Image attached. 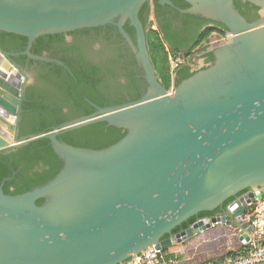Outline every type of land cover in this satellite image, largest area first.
<instances>
[{"label":"water","instance_id":"water-1","mask_svg":"<svg viewBox=\"0 0 264 264\" xmlns=\"http://www.w3.org/2000/svg\"><path fill=\"white\" fill-rule=\"evenodd\" d=\"M178 1L188 4L180 14L222 25L229 39L168 93L138 17L152 0H0V32L27 39L22 53L0 48V155L48 140L62 163L52 179L23 194L6 195L0 184V264H126L219 226L240 229V244L249 243L245 204L264 198V0H239L258 8L253 22L236 9L238 0ZM157 4L173 7L172 0ZM107 26L135 56L146 83L141 98L19 138L29 79L14 57L50 61L31 54L37 38ZM96 123L126 134L101 150L58 139ZM246 189L250 194L222 215L172 233Z\"/></svg>","mask_w":264,"mask_h":264},{"label":"trees","instance_id":"trees-1","mask_svg":"<svg viewBox=\"0 0 264 264\" xmlns=\"http://www.w3.org/2000/svg\"><path fill=\"white\" fill-rule=\"evenodd\" d=\"M153 2L155 6L153 9L154 21H150L149 19V4L142 6L138 17L145 29L151 62L160 78L162 87L169 90V88L178 86L182 81L188 79L193 74L191 66L187 65H183L172 72L169 58L178 55L189 58L196 48L199 50L201 49V45L209 40L213 32L223 34L226 32V29L220 24L207 21L198 16L180 14L169 6H164V9L169 12L172 10L175 11L172 17H169L167 14L160 11L162 6L160 7L157 4V0H153ZM173 3L181 9L188 7V4L182 1L173 0ZM234 4L236 9L248 22L259 19L258 8L255 6L242 3L239 0L235 1ZM210 23L214 24V26L206 27ZM124 30L132 40L136 38L135 31L129 23L125 24ZM90 31H94L95 34H100L101 32L106 33V40L110 43V51L114 57V63H112L113 67L119 70L122 77H126L129 95L135 94L134 99L140 98L146 89V83L141 76V70L137 66L138 63H136L134 54L127 44L124 43L123 38H121L118 32L111 26L93 30H78V32L75 33L87 35ZM114 34L116 37H114ZM0 36L4 37L3 39L7 41L4 42L0 40V48L8 52L22 51L27 44V39L25 37L3 32H0ZM111 36L115 38L113 42L110 40ZM62 38L63 34L41 36L34 41L31 52L40 53L39 49L36 50V47L38 48V46L42 45V42H45V45H47V42H50V45L51 41L63 40ZM45 48L47 49V46H45ZM207 57V59L212 62V54L209 53ZM17 60L20 65H23L25 57H19ZM66 64L67 63L63 65L71 71L70 74H66V76L72 84V87L78 86L73 93L76 94L74 97H78L81 105H70L71 95L69 94L61 95L63 102L59 105L57 103L48 105L40 103L39 106L35 107L29 104V100L24 102L19 138L51 132L60 125L93 114L97 109L95 107L105 108L115 106L116 104H120L123 100L121 97L114 96L113 98L110 97L109 101L102 97H98L97 89L101 82V76L100 72H97L96 69L79 72ZM42 66L43 64H39V67ZM114 79H116V77ZM26 98H29L28 93H26ZM64 109H66V112H64ZM23 124L25 127H23ZM125 134L126 132L121 129L107 127L105 123H96L66 132L59 136L58 139L74 147L101 150L117 143ZM61 166L62 163L51 150L48 140H38L8 154H1L0 184L3 183L2 190L4 194L10 196L23 194L52 179L59 172ZM229 201H231V199H228L223 204V207H225ZM41 203L42 201H38L37 205ZM212 213L213 212L200 213L199 216L207 217ZM193 220L194 218L189 219L188 222L174 229L172 233L175 234L182 229L185 230ZM218 228L203 232L188 241L193 239L201 240ZM185 243L186 242L179 245L184 246ZM243 249H245V246L240 244L238 250ZM171 250L172 249L163 251L167 252L173 259H176L177 264H204L215 259L223 258V256L214 257L201 262L191 260L182 261L181 256L179 255L176 257V254ZM234 253L235 251H230L227 252L226 255Z\"/></svg>","mask_w":264,"mask_h":264},{"label":"flooded vegetation","instance_id":"flooded-vegetation-1","mask_svg":"<svg viewBox=\"0 0 264 264\" xmlns=\"http://www.w3.org/2000/svg\"><path fill=\"white\" fill-rule=\"evenodd\" d=\"M153 1V0H152ZM173 7H170L178 12L177 9H181L173 3ZM154 5V2H153ZM160 6V5H159ZM161 7V6H160ZM155 6H150V14L149 16H152L150 21H154V14L153 9ZM165 7L162 6L163 13L167 14L169 17H172L174 14V10L167 11L164 9ZM214 24L210 23L206 27H213ZM87 30H93V29H87ZM78 31H73L67 34H63V40H53L50 42H47V45H45V42H42L38 48L36 47V50L39 49L40 53H32L31 54L38 56V57H44L49 59L50 61H38L28 58L27 56H18L14 57V62L18 64L23 71L28 76V83L25 86L24 89V95L22 98V102L20 105L21 108V120L19 123V130L21 128L22 123V114H23V104L26 101H30L29 104L31 106H39V104H54L57 103L58 105L61 104L62 99L61 95L63 94H69L70 97V105L76 106L81 105V102L79 101L78 97L75 93H73L74 90L77 89V87H72V84L70 83L68 77L66 74H70V69L67 68L66 65H69L72 69H76L79 72L80 71H92L93 69H96L97 72H100L101 76V82L99 83L98 90V97L103 98L105 100L109 101V98L114 97H121L123 100L118 105H124L127 103L135 102L138 99H134L135 94L129 95L128 89V82L126 77H122L120 75L119 70L113 67L112 63H114V57L111 54L110 51V43L106 40V33L101 32L100 34H95L94 31H90L89 34H81V33H75ZM114 37L116 35L114 34ZM113 36H111V42L115 40ZM4 37L0 36V40L7 42L3 39ZM34 43V42H33ZM33 46V44H32ZM47 46V49L45 48ZM26 48V46H25ZM17 51V52H10V53H22L25 51ZM5 51V50H4ZM8 52V51H7ZM210 52H207L205 54L200 55L196 60L199 65H207L211 63L207 58V55ZM19 57H25V61L23 65H20L18 63ZM59 63V64H58ZM39 64H43L42 67H39ZM195 69L194 67L191 68ZM116 77V79H114ZM26 93L29 94V98H26ZM112 107V106H110ZM98 108V107H95ZM108 108V107H105ZM64 112H66V109H64ZM89 116V115H87ZM86 117V116H83ZM81 117V118H83ZM79 119V118H78ZM76 120V119H75ZM23 127L24 124H23ZM19 130H18V137H19ZM250 194V190L246 189L245 191H242L235 197L231 198V201L227 203L225 207L219 208L217 211L213 212L211 215H208L207 217L203 216L200 217L197 215L194 217V220L190 225L195 223L197 220L203 219V218H212L215 216H220L224 213L225 208L227 206L234 204L238 200L248 196ZM245 209V208H244ZM189 221V220H188ZM188 226V227H189ZM184 229L180 230L179 232L183 231ZM177 232V233H179ZM175 233V234H177Z\"/></svg>","mask_w":264,"mask_h":264},{"label":"built area","instance_id":"built-area-1","mask_svg":"<svg viewBox=\"0 0 264 264\" xmlns=\"http://www.w3.org/2000/svg\"><path fill=\"white\" fill-rule=\"evenodd\" d=\"M215 36L219 37V40L213 39ZM228 39V32L223 34L214 32L209 37V40L202 45L201 49L204 50L201 52V55L218 47L219 44L215 45L216 42H220L221 45H223L228 42ZM169 59L172 72L185 64L192 66L195 62L194 59H192L193 62H189L185 57L180 55L170 57ZM244 217V222L249 224L252 228L250 241L245 246V249L236 250L234 254L225 255L223 258L215 259L204 264H264V198L262 200L256 199L245 204ZM236 230L239 236L240 229L236 228ZM126 264H177V261L163 250L151 249L145 251Z\"/></svg>","mask_w":264,"mask_h":264},{"label":"rangeland","instance_id":"rangeland-1","mask_svg":"<svg viewBox=\"0 0 264 264\" xmlns=\"http://www.w3.org/2000/svg\"><path fill=\"white\" fill-rule=\"evenodd\" d=\"M152 20V16H150ZM213 39L219 40V37L215 36ZM221 45L220 42H216L215 45ZM226 44V43H225ZM204 49H202L203 51ZM194 50L192 54L195 56H192V58H198L201 55V51ZM197 62V60H196ZM197 64V65H196ZM193 67L197 70L200 69L198 67V63H196ZM174 86L169 88L167 92H171ZM218 228V227H217ZM237 230L236 227H226L219 226L218 229L212 231L211 234H208L206 237H204L201 240L193 239L191 241H185V245L181 247L180 245L172 247L171 251L176 254V257L179 255H183L186 253V259H189L191 261L195 262H201L210 258H214L215 256L221 257L222 253L223 256L227 254V252L230 251H236L238 250V242H237ZM190 240V239H189ZM184 243V242H183ZM184 256V255H183Z\"/></svg>","mask_w":264,"mask_h":264},{"label":"clouds","instance_id":"clouds-1","mask_svg":"<svg viewBox=\"0 0 264 264\" xmlns=\"http://www.w3.org/2000/svg\"><path fill=\"white\" fill-rule=\"evenodd\" d=\"M226 32H227V31H226ZM213 33H214V32H213ZM202 45H203V44H202ZM202 45H201V47H202ZM201 47H200V48H201ZM198 51H201V52H202V49H200V50L198 49ZM198 51H197V52H198ZM201 52H200V53H201ZM180 56H181V55H180ZM192 56H194V54H192L189 58H186V59H187L189 62H193L192 59L195 60V58H192ZM196 59H197V58H196ZM195 64H196V60H195V62L193 63L192 66L190 65L191 68H193V66H194ZM185 65L189 66L188 64H185ZM196 65H197V64H196ZM192 70H193V69H192Z\"/></svg>","mask_w":264,"mask_h":264},{"label":"crops","instance_id":"crops-1","mask_svg":"<svg viewBox=\"0 0 264 264\" xmlns=\"http://www.w3.org/2000/svg\"><path fill=\"white\" fill-rule=\"evenodd\" d=\"M189 65V64H188ZM190 66V65H189ZM237 242H238V246L240 245V242H239V240H238V238H237ZM181 247H183V246H181ZM184 248V247H183ZM239 248V247H238ZM184 255V256H183ZM183 255H180L181 256V260L182 261H190L189 259H186L187 257H186V253H184ZM221 256H223V253H222V255ZM215 257H217V256H215Z\"/></svg>","mask_w":264,"mask_h":264}]
</instances>
